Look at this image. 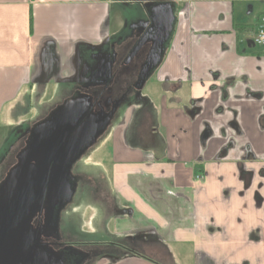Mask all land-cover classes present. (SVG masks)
I'll return each mask as SVG.
<instances>
[{
    "label": "crops",
    "instance_id": "crops-1",
    "mask_svg": "<svg viewBox=\"0 0 264 264\" xmlns=\"http://www.w3.org/2000/svg\"><path fill=\"white\" fill-rule=\"evenodd\" d=\"M181 1L185 19L175 16L169 36L155 35L165 50L146 81L148 90L154 76L160 85L161 97H149L153 133L134 134L128 144L119 126L111 137L114 189L122 207L132 210L119 218L129 232L153 230L169 255L161 254L158 242L145 254L159 263L131 256L95 264H264V45L258 49L249 40L264 16V11L252 15L254 3L264 6V0H174V13ZM112 5L119 12L113 25L106 16ZM150 5V0H0V113L5 118L11 93L22 89L33 91L38 103L52 76L64 89L77 74L79 48L90 52L113 40L122 23L134 26L149 15ZM195 105L202 112L190 114ZM201 119L214 133L204 147ZM232 119L241 134L226 127ZM230 139L234 148L215 161ZM181 251L187 254L183 262Z\"/></svg>",
    "mask_w": 264,
    "mask_h": 264
},
{
    "label": "flooded vegetation",
    "instance_id": "flooded-vegetation-1",
    "mask_svg": "<svg viewBox=\"0 0 264 264\" xmlns=\"http://www.w3.org/2000/svg\"><path fill=\"white\" fill-rule=\"evenodd\" d=\"M150 2L151 5L147 8L148 11L151 9L149 15L145 13V17H138L134 26L126 21L125 24L122 23V31L113 40H106L91 47L90 52L78 49L75 53L77 74L69 79L70 83L64 89H58L54 99L42 113L27 122L22 131L18 130L17 140L0 159V205H5L9 199L15 198L13 179L17 178L21 166L29 168L36 164L37 170L49 172L54 166L60 165L59 160L69 159L62 164L61 176L69 179L71 187L69 196L53 201L45 182L40 184V178L34 177L33 186L39 195L36 200L32 199L28 203L26 212L8 228L2 238L0 264H95L104 259L108 263H116L131 256L116 259L99 256L98 253L102 241L119 237L132 238V243L127 249L144 253L147 249L149 251L157 248L158 242H161V254L169 255L167 244L165 247L162 239L151 229L127 232L128 234L123 236L106 235V238H93L81 231L77 218L67 216L72 205L81 197L92 199L99 204L105 218L111 217L112 220L131 215L132 210L122 207L118 201L113 176L109 178L102 175L99 169L97 173L86 172L82 160L106 138L110 140L113 156L114 145L111 137L119 126H123L122 130L128 133V144H131L130 140L134 134H138L140 138L153 133V124L148 121L149 118L155 119L150 110L151 94L143 92L148 90L146 81L151 73L158 69L165 50V46L157 45L155 35L163 33L169 36L175 20V3L174 0ZM168 11H171L169 15ZM158 12L160 19L156 18ZM158 96L159 93L155 98ZM66 106L70 113L66 119H62ZM196 111L202 112L201 105H195L188 112L194 114ZM101 112L106 113L103 124L94 128L84 142L75 140L72 146H69L76 128L90 115H99ZM200 122L202 130L199 139L204 147L214 133L207 119H201ZM226 127L234 130L235 135L242 133L235 119L230 120ZM226 127H222L219 134L222 135ZM260 127L264 129V113L260 117ZM64 129L68 132L62 144L50 160L44 162L45 145H50ZM234 146L233 139L226 141L217 151L215 161L219 162ZM243 149V159H247L248 146ZM56 156L59 157L58 162L55 161ZM262 159L264 153L261 155ZM203 173L207 175L204 170ZM254 198L256 204L261 203L262 198L257 192L254 193ZM3 217L0 215V220Z\"/></svg>",
    "mask_w": 264,
    "mask_h": 264
},
{
    "label": "rangeland",
    "instance_id": "rangeland-1",
    "mask_svg": "<svg viewBox=\"0 0 264 264\" xmlns=\"http://www.w3.org/2000/svg\"><path fill=\"white\" fill-rule=\"evenodd\" d=\"M180 3L179 9L176 8L174 15L179 16L181 14L183 19H185V13L187 10L186 2L181 1ZM254 5L255 9L252 13L253 16H256V14L264 11V6L260 2H256ZM118 13L119 12L116 8H114L113 5L108 10L106 16H110L112 25L115 19L114 17ZM256 46V48H260V45ZM56 81V76H52L51 82L48 83V86L46 87V90L38 103H36L33 99V91H22V89L19 92L16 91L11 93V96L13 97L10 101H8V105L5 108V118L3 117V114L0 113V159L5 153L9 152L10 146H12V144L17 140L19 135L18 130L22 131L25 128L26 123L37 117L41 113L42 107L54 99L59 87V84ZM159 90L160 85L158 83V79L156 76H154L150 79V90L146 89L143 94L150 92V94L155 97ZM232 131L234 133V130ZM246 142H249V140ZM246 144L243 146H246ZM113 160L114 158L111 152V143L110 140H107L106 138L101 141V145L98 148L93 150L82 160L83 169L89 173H97L99 169L102 175H105L109 178L110 176L114 177L113 174L116 167H114L115 162H113ZM67 216H70L71 218H77L78 226L81 231L91 235L93 238H101L102 236L106 238L109 235L123 236L124 234H128L127 232L131 231L128 229V225L126 224L125 220H120V218L111 220V217H103L100 205L95 203L92 199L86 197H81L77 203H74L71 209L68 211ZM126 228L128 230L123 231ZM173 247L175 248L174 245H172V248ZM183 251L188 253L187 249ZM183 251H181L178 255V258L181 262L187 259V257L186 259L184 257L185 255L187 256V254H184ZM173 252L175 253V250Z\"/></svg>",
    "mask_w": 264,
    "mask_h": 264
},
{
    "label": "water",
    "instance_id": "water-1",
    "mask_svg": "<svg viewBox=\"0 0 264 264\" xmlns=\"http://www.w3.org/2000/svg\"><path fill=\"white\" fill-rule=\"evenodd\" d=\"M169 12L171 13V11H168V15L170 14ZM67 106L63 110L64 113L62 119H66L67 114L70 113L68 112ZM105 118V112H101L99 115L92 114L87 117L74 131V136L70 140L69 143H71V145L69 146H72L75 140L84 142L91 135L94 128L103 124ZM67 132L68 130L66 129L60 131L50 145L49 143L45 145L44 162H48L51 156L54 155L66 137ZM58 160L59 157L56 156L55 161L58 162ZM68 161L69 159L59 160L60 165L54 166L49 172L41 169L37 170L36 164L31 165L29 168L21 166V169L18 171L17 178L13 179V187L15 190L14 194L16 195L15 198L9 199L5 205H0V215L4 216L0 220V242L8 228L26 212L28 203L32 199L36 200V196L39 195V192L33 186V181H35V179L40 178V184H44L45 182L49 189V195L53 201L59 197L63 198L69 196L71 193L69 179L61 176L62 164ZM16 188L19 189L16 190ZM31 196L34 197L32 198ZM129 213L130 212H128V214Z\"/></svg>",
    "mask_w": 264,
    "mask_h": 264
},
{
    "label": "trees",
    "instance_id": "trees-1",
    "mask_svg": "<svg viewBox=\"0 0 264 264\" xmlns=\"http://www.w3.org/2000/svg\"><path fill=\"white\" fill-rule=\"evenodd\" d=\"M244 28V26H242ZM42 92H38V95L41 96ZM49 103L42 107L41 113L43 109L48 107ZM130 237H119L116 239H109L102 241L101 246H99V256H107V257H114L116 259L125 257V256H141L148 260L154 261L150 256L146 255L144 252H140L138 250H128L127 247L132 243ZM132 247V246H131ZM155 263H159L158 261H154Z\"/></svg>",
    "mask_w": 264,
    "mask_h": 264
},
{
    "label": "built area",
    "instance_id": "built-area-1",
    "mask_svg": "<svg viewBox=\"0 0 264 264\" xmlns=\"http://www.w3.org/2000/svg\"><path fill=\"white\" fill-rule=\"evenodd\" d=\"M253 44L264 45V16L261 17L256 34L249 39Z\"/></svg>",
    "mask_w": 264,
    "mask_h": 264
}]
</instances>
